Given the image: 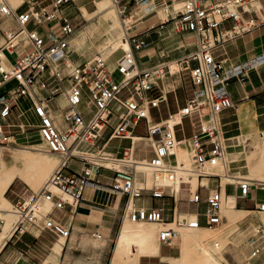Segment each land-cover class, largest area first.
<instances>
[{"label": "built area", "instance_id": "1", "mask_svg": "<svg viewBox=\"0 0 264 264\" xmlns=\"http://www.w3.org/2000/svg\"><path fill=\"white\" fill-rule=\"evenodd\" d=\"M113 1L118 4L120 14L127 16L130 1ZM131 1L144 5L150 0ZM22 4L30 5L27 10L18 11L7 0H0V14L13 18L16 24V28L2 31L4 42L0 46V88L15 83L0 92V148L10 144L11 137L16 140L18 134L27 135L28 129L33 127L22 120L9 121L16 111L18 118H22L24 110L19 101L25 98L39 120L34 126L49 150L60 156V163L39 193L31 191L14 204L17 220L12 236L24 232L34 236L47 233L67 240L71 236L72 216L83 200L86 187L100 184L104 169L114 173L111 188L126 198L123 217L133 222L172 223L161 230V244L173 245L177 229L219 225L224 218L223 192L214 188L204 199L199 188L208 186L203 182L205 178H229L237 182L243 197L251 190L250 180L242 178L239 172L232 174L228 170L221 174L210 170L220 164L226 167L230 145L221 131L220 114L233 106L228 86L247 69L264 65V51L244 62L231 64L222 55H226L224 47L228 42L264 26L263 1L183 0L181 12L161 23L163 28V24L172 22L177 33L192 36V41L187 43V48L192 49L177 60L178 73L188 75L191 96L178 112L159 122L153 121L150 109L159 107L166 98L163 92L158 95L150 92L157 87L158 80L173 73L166 62L139 70L135 53L149 45L143 34L128 38L130 50L120 55L115 70L109 68L101 54L69 64L71 36L77 30L81 12L78 0H24ZM227 22L230 27H224ZM218 49H223L220 54ZM162 56L168 57V52L163 51ZM135 68L137 72L131 74ZM61 95H65V106L58 101ZM51 100H57V108L50 105ZM91 106L95 107V112L87 120L85 113ZM186 117L191 120L194 134L191 138L177 139L175 127L182 125ZM143 119L145 134H136L133 129ZM171 119H176L172 126ZM125 139L131 143L121 148ZM114 140L120 141L118 148L122 149L123 156L111 152L110 143ZM187 140H192L194 172L198 174L195 191L191 182L178 176L179 170L185 169L179 166L177 150ZM139 143H143L150 157L138 156ZM83 146L87 149H82ZM114 157L120 161L122 169L107 166L106 162ZM73 159L82 162L80 171L73 170ZM143 162L153 171L156 181L165 178L168 184L148 187L146 176L138 174L137 170L138 164ZM178 181L180 186L176 188ZM181 191L189 192V203H205L206 210L179 212ZM144 193L160 201L147 206ZM169 199L172 208L168 207ZM43 202L51 203L50 211L42 210ZM257 209L264 211V201ZM169 210L171 220L165 217ZM252 234L249 260L264 249V229L252 228ZM93 236L100 238L101 234L95 232Z\"/></svg>", "mask_w": 264, "mask_h": 264}, {"label": "crops", "instance_id": "2", "mask_svg": "<svg viewBox=\"0 0 264 264\" xmlns=\"http://www.w3.org/2000/svg\"><path fill=\"white\" fill-rule=\"evenodd\" d=\"M7 1L9 2L11 7L13 6L12 8L15 7L18 9V11L27 10L30 5L22 4L24 2L22 0L16 5L12 4L10 0ZM37 1L40 2L43 0ZM159 1L160 0H153L150 5L144 8V10L138 8V5L130 7L127 17L129 16L128 18L134 20L131 24L132 35L143 34L149 43L148 47L145 50L137 51L135 53L139 70H146L159 63L166 62L168 64L170 63L172 70L174 71L172 72L173 74H168L163 79L158 80L156 82L157 87L152 92H150L153 95H158L159 93L163 92L166 100L162 103H166L168 107L170 106V95H173L176 98L177 109L174 112H169V114H171L178 112L179 109L184 107L189 97L191 96L190 89V92L186 95L183 103L179 99V92L184 89V79L187 78L188 75L186 72H182L179 74L178 72L180 66L176 65V63L177 60L183 58L192 48H187V46L183 47V44L185 45V43L179 45L183 41L185 42V36L180 35L182 41L177 39L176 42L175 40L170 42L171 40L168 41L167 39V33L169 31L168 29L170 28L164 29L162 31L159 29L161 23L164 22L163 16H167L168 13L179 10L182 0H173L171 4H167V1H165L164 3H159ZM93 2L95 4V9L96 0H79L78 4H81L82 9L90 12L88 10V7ZM10 19H12L13 22L9 28H16L15 20L13 18ZM7 27L8 26L2 27L1 25L0 33L2 34V36V31L6 30ZM158 31L159 33H161V36L157 34ZM0 43H2L1 39ZM163 45L171 50L179 48L180 51L174 52L171 55L168 52V57L162 56V52L165 50L161 52L160 49L161 47L163 48ZM219 50L220 49L217 50L218 54H220ZM224 50L226 52V55H222V58H226L228 64L234 62H244L257 53L264 51V26L238 36V38H236L235 40L228 42L225 45ZM176 74H178V79ZM14 84V82L8 83L7 85L0 88V92L11 88ZM228 90L233 102V106L224 110L220 114L221 131L224 137L227 139L228 144L230 145L226 153V160L228 154L230 162L227 161L225 170H230L232 174H236L237 172H239L240 175L245 176L248 173L249 169L247 158V155L249 153H246V148L248 147V145H245L247 143L249 144L250 141L253 144H256L261 138L260 135L264 133V65L247 69L242 76L233 78L228 86ZM60 99L64 103H62ZM58 101L62 105H64L66 102L63 96L58 97ZM19 102L20 104H24L22 105V108L25 112V114L22 115L23 121L26 124L37 125L38 119L35 116L29 101L25 98H22ZM242 107H246L248 109H245L246 115L243 117L240 114V109ZM166 118H162L158 121L154 120L153 118L152 119L154 122H159ZM257 129L261 130L259 132V137H257ZM16 137L17 135L15 136V138ZM13 139L11 144L16 145V143L18 142L15 139L13 141ZM28 141H31V139ZM115 141L117 140H114L110 143V150L114 155H120L122 154V149L118 148L120 141H117L116 144L114 143ZM187 141L192 142V140ZM178 151L179 148L177 150V154ZM245 154L247 155L245 156ZM81 166L82 164L78 165L77 167L72 166V168L74 171H80ZM223 172L221 173L218 171V173L221 174H223ZM17 179H21L28 185H31L23 178L16 177L4 194L5 198L11 205L12 203L7 198V193ZM226 179L229 180L228 178H205L204 180L207 181L206 183L208 184V186L206 188H199L202 197L205 199L209 193V190L219 188L223 192L225 201L227 202L231 198L234 199L235 208L239 207L241 212L257 211L261 213L257 209V206L259 203L264 201L263 184H256L251 181L253 184L251 190L246 197H243L241 195V190L239 189L237 182L231 183L229 180L225 183L224 181ZM188 180H190V182L192 183L194 178L191 179V177H189ZM99 182L100 184H91L86 187L83 195V200L76 213L72 216L73 221L71 236L67 240L54 236L53 240L47 242V240H49L48 236L53 237V235L44 233L40 236H34L30 232H24L22 234H15L12 236L11 232L10 236L5 239L4 244H2L0 248V264H94V261L87 262L83 259H71V251L77 249L76 247H78V245L79 247L89 251H96L100 249L105 251L114 232L118 213L120 209L124 210V206L126 203V198L119 192H115L111 188L112 175L102 174V176H100L99 178ZM188 197V191H181V200L178 203V211L181 209L182 202L191 204L187 200ZM145 204L149 206L146 202ZM157 204L153 203L150 205ZM181 212L195 213L189 210H181ZM170 214L172 216V212H170ZM125 217H123L124 220ZM124 220L119 228L117 236L120 233ZM262 220L264 222L263 218ZM4 224L5 222L0 224V240L1 234L4 229ZM95 231H97V233H100L103 239L98 237V239L91 238L90 235L93 236V233H95ZM223 237L227 239L225 235H223ZM175 238H178V242L175 243L173 241V245L171 246L177 248L180 245L181 236L177 234ZM163 245L168 244H160L159 255H142L139 259V264H142V259L144 257L158 259L161 264L165 259L179 257L175 256V254H163ZM228 246L229 245L227 243L222 252L226 264H232V262L234 263L235 260L238 261V255H236V253L232 252L231 250L229 251V249L227 250ZM114 253L115 247L112 252L109 264H112ZM249 259L250 257L248 255L247 261H245L244 264H264V249L259 256L251 260Z\"/></svg>", "mask_w": 264, "mask_h": 264}, {"label": "rangeland", "instance_id": "3", "mask_svg": "<svg viewBox=\"0 0 264 264\" xmlns=\"http://www.w3.org/2000/svg\"><path fill=\"white\" fill-rule=\"evenodd\" d=\"M22 1H24V0H22ZM43 1L45 2V0H43ZM129 1H130L129 7L137 6V4L135 2H132L131 0H129ZM164 1H167V4H171L173 0H160L159 3L160 2L164 3ZM262 1L264 3V0H262ZM10 2H11V0H10ZM109 2L111 5V8H112V11L114 12V17H116L114 19H111V21H112L111 25L114 26L115 41L110 42L108 40V38H107L108 37V33H107L108 25L105 23L103 15H95L94 14V12H95L94 2L91 3L88 7V10L90 11L88 13L90 15L86 14L85 10L82 9V6L80 4L79 7L81 8V12L79 13L77 30L71 36V41H70L71 52H70L69 58H68L69 64H78V63L85 61L86 59H88L90 57L101 54L105 58V60H107V62L109 64V68L111 70H115L118 58L126 49H128V42L125 40V38L127 36V33H128V37L132 36V28H131L132 25L131 24L134 20L131 18L126 19L127 16L121 15L120 12L118 11V8H117L118 4H116L117 5L116 6L114 4L115 2L113 0H110ZM12 4L16 5L15 3H12ZM172 14H173V12H170V13H168L167 16H163V20L166 21L168 18H170L172 16ZM126 15H128V12ZM12 22H13L12 19L0 15V27L2 25V27L8 26L7 28H9L10 25L12 24ZM169 24L174 26V24L172 22H166L165 24H163L164 27L162 28L161 26H159V29L161 31L164 29H168L166 26ZM224 27H230V23H228V22L225 23ZM168 30H169L167 33L168 41L171 40L170 42H172L175 40V42H176L177 39L182 41L181 40L182 34L177 33L175 30H174V32H175V34H174L172 29H168ZM157 34H159L161 36V33H159V31ZM81 35L85 36V43L83 45V48L81 50H79L77 47V44L75 42V39ZM183 36H185V38H186L185 42L183 41L179 45L185 43V45L183 44V47H185V46H187L188 42L192 41V36H190V35H188V36L183 35ZM0 39L2 40V43H0V46H1L4 42V38H3L1 33H0ZM183 47H182V49H183ZM163 50H165L166 52H169L170 55L174 52L180 51L179 48L175 49V50H171L168 47H165L164 45H163V48L161 47L160 51L162 52ZM222 50L223 49H220L219 52H221ZM169 58H167V59H169ZM169 65H170V63H169ZM177 75L178 74H176V76ZM116 78L118 80H120V75H117ZM177 79H178V76H177ZM183 88L184 89L179 92V99L182 103L184 102L186 95L190 92V89H191V85H190V81H189L188 77L184 79ZM60 101L62 102L61 99H60ZM62 103H64V102H62ZM169 103H170L169 107L166 103H162L159 107H152L150 109V113H151L152 118L154 120L158 121V120H161L162 118H166L169 115V112H174L177 109V107H176L177 103H176V98L173 95H170ZM22 105H24V104H21V106ZM50 105L53 108H57L58 107L57 100H51ZM94 112H95V107L94 106L89 107L86 110L85 118L88 120L89 118H91V116L93 115ZM17 114H18V111H16L9 118V121L10 122H18L19 120L23 121V118H18ZM133 131L139 135L145 134V120L144 119L141 120L140 124L135 129H133ZM175 131H176L177 139L193 136L194 129L192 127L190 118H188V117L184 118L183 124L177 125L175 127ZM260 131H261L260 129H257V132H258L257 137H259ZM28 132L29 133L27 135H25V134L17 135L16 141L18 143L14 142V143H16V145H13L10 143V144H7L6 147H1L0 153L3 150V148H9V149H13V150L16 149V151H17V148H21V147H28V148L40 147V149L44 150V154H46V156L54 157V159L56 161L54 163V165L52 166V171L50 172V174L47 177V179H49V177L52 175V173L58 167V165L60 163V157L57 154L49 151L47 144L43 141L42 137L39 135L37 127H35L33 125V127L29 128ZM260 136H261V138L256 144H253L250 141L249 144L247 143L245 145V146L248 145V147L246 148L247 149L246 153H249V154L248 155L245 154V156L247 155V158L254 151H256L257 149L260 148L261 141H262V135H260ZM30 139H31V141H28ZM102 142H103V140L100 142V144ZM114 143L116 144L117 141H115ZM130 143L131 142L128 139L122 140L121 148H125V147L129 146ZM38 145H41L42 147L38 146ZM138 145H139L138 146V149H139L138 156H141V157H150L151 156L150 153L145 152V150H144L145 146L143 145V143H139ZM180 147L182 149H184V151H186V153L192 155L191 152H192L193 148H192V142L191 141L186 142L184 145H182ZM82 149L86 150L87 147L83 146ZM5 151L7 152V150H5ZM32 153H36V152L32 151ZM119 156H123V154H120ZM229 161L230 160H228V162ZM81 164H82V162L79 161L78 159H73L71 161V166H73V167H77L78 165H81ZM194 164H195V162H194L193 157H192V163L189 166V169L195 170L196 164L195 165ZM21 165H22V162L19 160L17 162V166L20 167ZM248 165H249L248 173L244 177L254 182V180H257V177L252 175V169L254 168V161L253 160L250 161L248 158ZM254 172L256 174H259L258 171H256V169L254 170ZM261 173L264 174V171H261ZM102 174L112 175V176L114 175L113 172H110L107 170H103ZM190 174H192L191 179L194 178V181L197 182L198 176L194 175V174H197L195 172L188 173V174H182V175L185 176L186 179L188 180V177L190 176ZM30 177L33 178V180H34L33 182H36V180L37 181L43 180V178H40L41 176H37L35 174H32ZM47 179L44 180L43 183H45L47 181ZM228 181L229 180L226 179L224 182L226 183ZM204 182L206 183L207 181L204 180ZM149 183H150V185L152 184L151 178L149 179ZM40 188L41 187L37 188L35 186L28 185L23 180L17 179L16 182L11 186V188L9 189V191L7 193V198L12 203V205H10L8 207V209H10L11 211H14L13 205L15 203H17L19 200L24 198L31 191L36 192L38 190L37 192H39V190H41L43 187L41 189ZM143 199H145V201L148 205H150L152 203L157 204L160 201L159 199L155 200V199L151 198L148 193H144ZM233 200L234 199L231 198L227 202L224 201L223 206H222V215L224 216V218H223L222 222L219 225L207 226V227H212V228H210V229L207 228L204 231H206V233H208V235H212V237H213L212 242L214 244L218 243L219 246L225 247L228 243L229 246H228L227 250L229 249V251L231 250L232 252L236 253V255H238V261L235 260L234 263L232 262V264H240L242 261L243 262L241 264H244L245 261H247V256L250 254V252L252 251V247H253V245H251L252 241H253L252 228L262 227L264 229V222L262 220V218L264 219V212H261V213H259L257 211L241 212L239 207L235 208V210H231L230 204L234 203ZM168 203H169L168 207H171V205H172L171 199H169ZM233 205H235V203ZM206 208H207V205L203 202L200 203L199 205H197L195 203L188 204L187 202H182L181 209L179 211L181 212V210H189V211H193V212H197V211L204 212L206 210ZM43 211L48 212L50 210L43 209ZM170 212H171V210L166 212V215H165L166 219H168V220L171 219ZM16 218H17V215H16ZM16 218L11 225V229L13 228V224L16 221ZM123 220H124L123 209H120L118 216H117L116 226H115L114 232L111 236V240L109 241L108 247L105 251H103L102 249L96 250V251H89V250H85V249L79 247V245H78V247H76L77 249L71 251V253H70L72 255L71 259H73V260L83 259L87 262L94 261L95 262L94 264H109L112 252H113L114 247L116 245V239H117L116 237H118L117 233L119 231V228H120ZM125 221L132 223V226L139 223V222H132L128 217H125L124 222ZM146 222H150V221H146ZM201 222L202 223L205 222L204 217H201ZM1 223L2 222L0 221V224ZM152 223H155V222H152ZM156 224H158V223H156ZM158 225H160V224H158ZM160 227L162 229L163 226L160 225ZM196 229H198V228H196ZM177 230H179V229H177ZM184 230H186V229L184 228ZM95 232H97V231H95ZM223 235H225L227 237V239L224 238ZM90 237L94 238V239H98L97 237H93L92 235H90ZM48 238H49V240H47V242H50L51 240L54 239V236L53 237L48 236ZM174 242L177 243L178 238H175ZM179 246L176 248V247H173L171 245H163L162 252H163V254H175V256H179L180 248H181V246H180V248H179ZM142 264H161V262H159L158 259L144 257L142 259ZM162 264H168V262H165V263L162 262Z\"/></svg>", "mask_w": 264, "mask_h": 264}, {"label": "bare ground", "instance_id": "4", "mask_svg": "<svg viewBox=\"0 0 264 264\" xmlns=\"http://www.w3.org/2000/svg\"><path fill=\"white\" fill-rule=\"evenodd\" d=\"M109 1L110 0H97L94 14L95 15H103L104 21L108 25V28L106 27L107 33H108L107 38L110 42H113V41H115V34H114V26L111 25L112 24L111 19H114L116 17H114V12L112 11V8H111ZM152 1L153 0H150L148 3H146L144 5H139L138 8H140L141 10H144V8L147 7L148 5H150ZM11 2L18 4L21 2V0H11ZM182 6H183V0H182L180 9L173 12L171 17H176L181 12ZM258 6H259V4H258ZM85 12H86V14L90 15L88 13V11L85 10ZM128 17H126V19ZM170 18H168L166 21H169ZM166 27L172 29L173 32L175 30L174 26H172L171 24L167 25ZM174 34H175V32H174ZM128 38L129 37H128V33H127L125 40L128 42V49H126V50H130V42H129ZM75 42L77 44L78 49L81 50L83 48L84 43H85V36L81 35V36L77 37L75 39ZM176 65L180 66L178 64V62L176 63ZM254 67H256V66L254 65ZM137 70H138V68H135L131 74L136 73ZM172 72H174V71L172 70V67H171V73ZM61 96H63L65 98V95H61ZM65 101H66V98H65ZM66 104H67V102H65L64 105H62V104L61 105L65 106ZM245 109L248 110L246 107H242L240 109V114L242 117L246 115ZM33 112H34V110H33ZM24 114H25V112L23 113V115ZM34 114H35V112H34ZM56 114L60 115V111H57ZM35 116H36V114H35ZM175 121H176V119L169 120L170 126H172ZM38 123H39V120H38ZM12 139H13V137L10 138V140H11L10 142H12ZM43 141L46 143V141L44 139H43ZM38 146H41V145H38ZM5 150H7V152ZM32 151H35L36 153H32ZM191 153H192V155L186 153V151H184V149H182L181 147L179 148V151H178L179 166L181 167V169H185V170H179V172H178L179 179L182 178L183 180L189 181V182H190V180H187L186 177L183 176L182 174H188V173L194 172V170L189 169V166L192 163L193 150ZM248 158L250 161L251 160L254 161V168L252 169V175L257 177V180H254V183H256V184L261 183L264 185V174L261 173V171H264V133L262 134V141H261L260 148L257 149L256 151H254L251 155H249ZM19 160L22 162V165L20 167L17 166V162ZM228 160H230V158L227 154L226 166H227ZM55 162L56 161H55L54 157L46 156V154H44V150L40 149V147H32V148L21 147V148H17V151H16V149L13 150V149H9V148H3V150L1 151V154H0V218L2 219V223L4 221L5 224H4L3 232L1 234L0 248H1L2 244H4L5 239L10 236L11 232L13 234L14 224H13L12 230H10V229H11V225H12L13 221L16 218L15 205H14V211H11L10 209H8V207L11 204L8 202V200L4 196L6 190L9 188V186L11 185V183L14 181V179L16 177H21L26 182L29 181L28 182L29 184H31L32 186H35L37 188L38 187L44 188V186L49 182L50 178L47 179V177L50 174V172L52 171V166L54 165ZM145 163L146 162H143L142 164H138L137 170L139 172L138 174L146 176L148 187H153L155 185L168 184V181L165 178H160L159 180L156 181L154 178L153 171L150 168H147V167H145V165H143ZM106 164L108 167H112V168H116V169H122L123 168L120 161L115 159V157L112 158L111 160H108L106 162ZM225 169H226V167L223 166L222 164H220V165L212 168L210 170V172L211 173H218V171L219 172L226 171ZM255 169H256V171H258L259 174H256L254 172ZM195 173H197V172H195ZM32 174H35L37 176H41L40 178H43V180L42 181L36 180V182H33L34 181L33 178L30 177ZM191 175L192 174H190L189 177H191ZM194 175H198V174H194ZM150 178L152 179L151 185L149 183ZM242 178H245V177L242 176ZM46 179H47V181L45 183H43L44 180H46ZM229 180L231 183L236 182V181L231 180V179H229ZM250 182H251V180H250ZM192 183H193L192 185L194 186V191H195V189H197L196 187H197L198 181L196 182L193 180ZM251 185H253L252 182H251ZM175 186H176V188H179V186H180L179 181ZM41 190H39V192ZM37 191L35 193H39ZM224 201H225V199H224V195H223L222 206H223ZM233 204L234 203L230 204L231 210H235V205H233ZM51 206H52L51 203L43 202L41 205V208H42V210L43 209L51 210ZM221 211H222V209H221ZM260 212H264V211H260ZM137 222H139V223H137L134 226H132V223H130L128 221L124 222L122 229L120 230V233L116 239L115 253H114L113 260H112V264H139V259L142 255H145V256L159 255V249H160V244H161V242L159 240V234L165 226H171L172 223H169L168 225L160 224L161 226H163L161 229L160 225H158L159 223L156 224L157 222H155V223H152L151 221L150 222L137 221ZM207 228L210 229L212 227L204 226V227H199L198 229H196V228L195 229H186L185 228L186 230H184V228H183V229L177 230V234H179L181 236L180 255H179V257L165 259V260H163V262L164 263L168 262V264H226V261L224 259V255L222 252L224 246H219L218 243L214 244L212 242L213 241L212 235H208V233H206V231H204ZM263 237H264V234H263ZM60 238H62V237H60ZM100 238H102V237H100ZM95 242H97V241H95Z\"/></svg>", "mask_w": 264, "mask_h": 264}]
</instances>
